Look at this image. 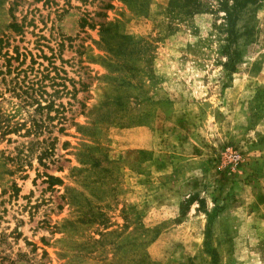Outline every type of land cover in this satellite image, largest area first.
<instances>
[{
	"label": "rangeland",
	"instance_id": "374dc122",
	"mask_svg": "<svg viewBox=\"0 0 264 264\" xmlns=\"http://www.w3.org/2000/svg\"><path fill=\"white\" fill-rule=\"evenodd\" d=\"M201 1L0 0V264H264V1L227 78Z\"/></svg>",
	"mask_w": 264,
	"mask_h": 264
},
{
	"label": "trees",
	"instance_id": "16d2710c",
	"mask_svg": "<svg viewBox=\"0 0 264 264\" xmlns=\"http://www.w3.org/2000/svg\"><path fill=\"white\" fill-rule=\"evenodd\" d=\"M216 5L219 7L220 11L223 12V16L221 17V27L222 31L225 34V45L223 47V54L226 57L225 62L222 64V73L224 77H229L231 74L235 72V65L239 60L242 52L237 48L233 47V40L236 36V32L234 31L235 23L238 19L239 13L244 10L246 7H250L253 9L257 8L261 5L264 0H216ZM167 14L169 17V31H176L179 26H188V22L196 15L201 13L211 14L209 8H205L202 4L201 0H167ZM17 26L15 24H11L9 28L16 32ZM40 108V106H36ZM47 107V106H46ZM16 124V123H15ZM17 126L6 125L4 126L0 123V140L4 139L5 136L15 133ZM37 125L33 124L31 129L26 130V135H32L36 137L40 135L39 132L36 131ZM30 144V143H28ZM38 163L42 161V153H39L36 157ZM19 168V166H17ZM21 169V167H20ZM46 181L49 186H53L56 184H60L58 178L47 177ZM14 191H17V188H14Z\"/></svg>",
	"mask_w": 264,
	"mask_h": 264
}]
</instances>
